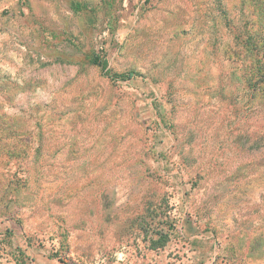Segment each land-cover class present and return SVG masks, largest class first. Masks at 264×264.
I'll list each match as a JSON object with an SVG mask.
<instances>
[{
    "label": "rangeland",
    "instance_id": "rangeland-1",
    "mask_svg": "<svg viewBox=\"0 0 264 264\" xmlns=\"http://www.w3.org/2000/svg\"><path fill=\"white\" fill-rule=\"evenodd\" d=\"M0 264H264V0H0Z\"/></svg>",
    "mask_w": 264,
    "mask_h": 264
},
{
    "label": "trees",
    "instance_id": "trees-1",
    "mask_svg": "<svg viewBox=\"0 0 264 264\" xmlns=\"http://www.w3.org/2000/svg\"><path fill=\"white\" fill-rule=\"evenodd\" d=\"M97 58L98 57H96V59L94 60V64L101 66L102 69L106 71V74L109 77V79H111L114 82L130 81V80H132V79H134L135 77L138 76V74L136 72H133V71L126 72V73H115V72H112L111 69H108L107 61L98 62V60H100V58H98V59Z\"/></svg>",
    "mask_w": 264,
    "mask_h": 264
}]
</instances>
